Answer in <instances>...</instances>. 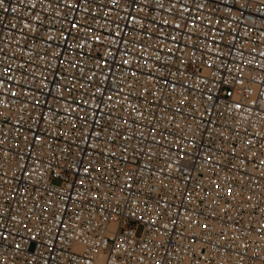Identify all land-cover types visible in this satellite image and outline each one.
I'll use <instances>...</instances> for the list:
<instances>
[{"label":"built area","instance_id":"1","mask_svg":"<svg viewBox=\"0 0 264 264\" xmlns=\"http://www.w3.org/2000/svg\"><path fill=\"white\" fill-rule=\"evenodd\" d=\"M0 264H264V0H0Z\"/></svg>","mask_w":264,"mask_h":264},{"label":"rangeland","instance_id":"2","mask_svg":"<svg viewBox=\"0 0 264 264\" xmlns=\"http://www.w3.org/2000/svg\"><path fill=\"white\" fill-rule=\"evenodd\" d=\"M140 232V230L138 231V233Z\"/></svg>","mask_w":264,"mask_h":264}]
</instances>
